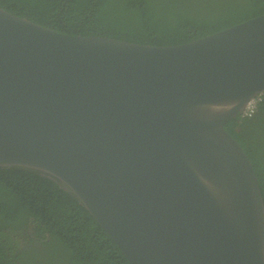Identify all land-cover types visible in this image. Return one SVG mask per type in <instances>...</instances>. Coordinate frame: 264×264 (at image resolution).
<instances>
[{"label": "water", "instance_id": "water-1", "mask_svg": "<svg viewBox=\"0 0 264 264\" xmlns=\"http://www.w3.org/2000/svg\"><path fill=\"white\" fill-rule=\"evenodd\" d=\"M261 93L264 13L152 45L0 7V168L57 183L131 264H264L259 180L224 127Z\"/></svg>", "mask_w": 264, "mask_h": 264}, {"label": "trees", "instance_id": "trees-1", "mask_svg": "<svg viewBox=\"0 0 264 264\" xmlns=\"http://www.w3.org/2000/svg\"><path fill=\"white\" fill-rule=\"evenodd\" d=\"M0 7L71 35L175 45L263 14L264 0H0ZM224 127L251 159L264 198V93L251 116ZM0 264L131 263L57 183L0 168Z\"/></svg>", "mask_w": 264, "mask_h": 264}, {"label": "built area", "instance_id": "built-area-1", "mask_svg": "<svg viewBox=\"0 0 264 264\" xmlns=\"http://www.w3.org/2000/svg\"><path fill=\"white\" fill-rule=\"evenodd\" d=\"M263 93L253 97L252 99H250L245 107V109L242 112V116H251L255 110H256V106L257 103L261 100V96Z\"/></svg>", "mask_w": 264, "mask_h": 264}, {"label": "rangeland", "instance_id": "rangeland-1", "mask_svg": "<svg viewBox=\"0 0 264 264\" xmlns=\"http://www.w3.org/2000/svg\"><path fill=\"white\" fill-rule=\"evenodd\" d=\"M259 136L264 138V135L263 134H260Z\"/></svg>", "mask_w": 264, "mask_h": 264}, {"label": "flooded vegetation", "instance_id": "flooded-vegetation-1", "mask_svg": "<svg viewBox=\"0 0 264 264\" xmlns=\"http://www.w3.org/2000/svg\"><path fill=\"white\" fill-rule=\"evenodd\" d=\"M242 116V115H241Z\"/></svg>", "mask_w": 264, "mask_h": 264}]
</instances>
